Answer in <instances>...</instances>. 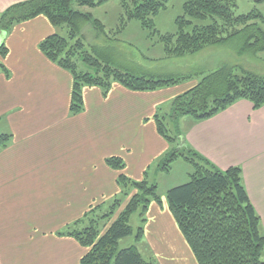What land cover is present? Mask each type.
Segmentation results:
<instances>
[{
    "label": "crops",
    "instance_id": "obj_1",
    "mask_svg": "<svg viewBox=\"0 0 264 264\" xmlns=\"http://www.w3.org/2000/svg\"><path fill=\"white\" fill-rule=\"evenodd\" d=\"M17 1L0 0V12ZM54 31L39 15L0 32L9 70L8 76L0 71V133L12 135L0 149V264H78L85 248L58 232L119 193V171L107 157H122V173L133 180L149 174L169 149L154 115L193 85L131 91L114 84L106 96L84 87V108L71 114L72 76L38 47ZM184 121L180 144L221 170L240 167L264 233V105L239 99L210 118ZM146 223L162 264L194 263L165 195L161 205L149 204Z\"/></svg>",
    "mask_w": 264,
    "mask_h": 264
},
{
    "label": "trees",
    "instance_id": "obj_2",
    "mask_svg": "<svg viewBox=\"0 0 264 264\" xmlns=\"http://www.w3.org/2000/svg\"><path fill=\"white\" fill-rule=\"evenodd\" d=\"M108 0H20L9 4L0 12V32L6 33L14 24L42 15L55 28L67 27L66 36L56 31L39 42L40 51L72 76L69 112L77 114L84 108V87H98L106 96L114 84L131 91H153L176 85L187 80L195 83L170 102L167 115H154L157 132L169 145L168 151L158 160V170L170 172L171 165L179 158L190 164L188 180L170 187L165 193L167 209L173 216L178 230L190 248L196 264H264V233L260 218L254 210L242 184L239 166L221 170L209 160L180 144L183 132L178 125L180 117L193 120L212 117L234 101L246 99L253 108L264 105V75L235 73V66L224 63L213 70L194 73L159 75L132 72L115 66L97 49H85L80 35L84 24L91 23L102 34L104 24L83 7L93 8ZM169 0H119L120 12L116 33L125 29L127 22L137 20L141 29L158 34L165 55L185 56L207 46L239 42L237 52H264V15L256 7L246 13L236 14L237 0H183L182 13L174 19L173 32L160 33L154 17ZM263 3L264 0H256ZM8 52L0 43V71L6 76L9 70L3 63ZM197 76V80L193 79ZM173 124V127H170ZM12 135L0 133V149ZM106 163L119 171L116 184L124 199H114L110 211L99 216L115 217L99 229L95 218L86 212L80 220L67 226L58 234L67 235L85 248L78 264H155L146 259L136 244L118 249V241L131 233L130 215L141 205L146 214L151 202L162 204L158 185L151 182L147 171L140 180H133L122 173L124 160L112 155ZM118 193V194H119ZM88 218V225L76 228ZM141 221H146V217ZM144 233L139 227L135 235L138 242Z\"/></svg>",
    "mask_w": 264,
    "mask_h": 264
},
{
    "label": "rangeland",
    "instance_id": "obj_3",
    "mask_svg": "<svg viewBox=\"0 0 264 264\" xmlns=\"http://www.w3.org/2000/svg\"><path fill=\"white\" fill-rule=\"evenodd\" d=\"M182 3L183 0H169L166 4V8L161 10L154 17L155 27L160 33L173 32L175 30L174 19L177 15L182 13ZM254 7L259 9L264 15V2L257 3L256 0H237L234 11L236 14L246 13ZM83 9L90 11L93 17L100 19L105 29L102 34L93 27L91 23L84 24L80 35L83 36V41L86 44L85 49L91 51V47L97 48L111 63L122 69L138 73L150 72L159 75H175L194 73L199 70L207 72L215 69L221 64L227 63L235 66V73L237 74L249 71L264 75V52H245L240 54L237 52L239 42L236 40L225 45L207 46L194 54L168 57L163 53L158 34L152 35L149 31L141 29L137 20L128 21L125 29H123L121 33H116L118 15L120 12L119 0H108L101 6L93 8L83 7ZM261 26L264 29V23H261ZM54 30L63 36L67 34V27L65 25L62 27H55ZM193 79L197 80L198 78L194 76ZM190 81L191 84L195 83V80L190 79L185 81L184 84H188L186 82ZM170 109L171 107L169 104L164 107L159 114L167 115L170 113ZM189 119H191L189 116L180 117L178 125L181 130L184 128V123L186 124L187 122L184 120ZM173 126V124H170V127ZM159 163L158 160L152 162L148 178L151 182L158 185V193L163 198L167 189L188 180V173L191 172L192 168L189 163L179 158L172 163L169 173H161L157 170ZM116 198L122 200L125 197L119 193L99 210L90 212V217L95 218L96 226L99 229H103L121 208L117 209L109 218L99 219L100 215L111 210L110 206ZM141 212L142 207L140 205L138 209L130 215L129 224L131 233L121 238L118 241L117 247L121 249L136 244L146 259H151L155 264H162V260L152 251L149 238L145 233H143L142 238L138 242L135 240V235L140 226L143 228L151 226L149 223H146V221H141L143 217L145 218L147 216V212L143 215ZM85 225H88V218L76 225V228L81 229L85 227ZM193 264H196L195 260Z\"/></svg>",
    "mask_w": 264,
    "mask_h": 264
}]
</instances>
